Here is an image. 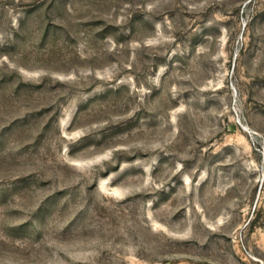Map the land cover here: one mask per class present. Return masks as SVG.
I'll list each match as a JSON object with an SVG mask.
<instances>
[{
	"label": "rangeland",
	"instance_id": "374dc122",
	"mask_svg": "<svg viewBox=\"0 0 264 264\" xmlns=\"http://www.w3.org/2000/svg\"><path fill=\"white\" fill-rule=\"evenodd\" d=\"M0 264H264V0H0Z\"/></svg>",
	"mask_w": 264,
	"mask_h": 264
}]
</instances>
